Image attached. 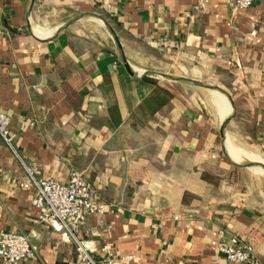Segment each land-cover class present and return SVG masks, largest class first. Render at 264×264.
I'll return each instance as SVG.
<instances>
[{"label":"crops","instance_id":"crops-1","mask_svg":"<svg viewBox=\"0 0 264 264\" xmlns=\"http://www.w3.org/2000/svg\"><path fill=\"white\" fill-rule=\"evenodd\" d=\"M0 0V230L35 248L16 264H81L38 219L24 165L82 173L101 216L78 237L110 264H264V0ZM167 74L218 87L206 89ZM0 264L1 261H0Z\"/></svg>","mask_w":264,"mask_h":264},{"label":"built area","instance_id":"built-area-1","mask_svg":"<svg viewBox=\"0 0 264 264\" xmlns=\"http://www.w3.org/2000/svg\"><path fill=\"white\" fill-rule=\"evenodd\" d=\"M210 0H196L191 9L201 12ZM254 0H226L231 16L248 9ZM10 117L0 112V136L11 148L12 141L9 131ZM26 176L35 189L32 205L38 209V219L47 224H55L64 235L72 241L76 256L81 264H110L107 259H96L91 255V243L80 239L78 233L84 217L101 216L107 205L98 202L94 197L91 183L81 172L70 169L67 181L60 184L55 179H45L37 166L24 165ZM218 249L224 258L235 264L256 263L253 248L235 235L227 236L219 232ZM35 248L28 237L21 233L0 230V261L2 264H16L32 257Z\"/></svg>","mask_w":264,"mask_h":264},{"label":"water","instance_id":"water-1","mask_svg":"<svg viewBox=\"0 0 264 264\" xmlns=\"http://www.w3.org/2000/svg\"><path fill=\"white\" fill-rule=\"evenodd\" d=\"M159 75L162 76V77L168 78V79H172V80L188 83L190 85L192 84V85H196V86L203 87V88H206V89H211V90H216V91L223 92L218 87H216L214 85L207 84V83H201V82H198V81H195V80L185 79V78L172 76V75H167V74H159Z\"/></svg>","mask_w":264,"mask_h":264}]
</instances>
